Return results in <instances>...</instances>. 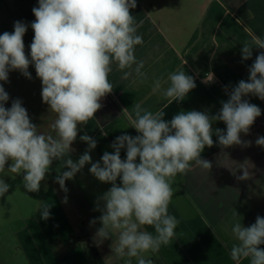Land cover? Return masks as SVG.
Listing matches in <instances>:
<instances>
[{
    "label": "clouds",
    "instance_id": "1",
    "mask_svg": "<svg viewBox=\"0 0 264 264\" xmlns=\"http://www.w3.org/2000/svg\"><path fill=\"white\" fill-rule=\"evenodd\" d=\"M136 6V0H38V7L32 9L35 21L31 23L34 37L30 59L25 54L23 37L28 26L24 22H14L12 33L0 35V81L7 82L13 70L31 79L28 69L34 65L42 83V101L56 114L50 125L52 132H39L20 99L5 107L9 94L0 84V173L6 171L7 164V172L22 175L24 189L34 193L40 191L53 162L60 161V169L67 170H57L55 182L67 192L65 181L90 165L92 176L111 184L95 204L94 211L101 213L90 221L92 226L101 225L95 238L103 242L115 236L112 251L127 257L124 264H133V258L136 264H152L144 254L168 245L180 223L168 211L174 178L190 171L192 162L211 169V162L201 158L205 147L245 143L241 133L248 134L261 115V109L244 97L251 94L264 100V51L249 67L248 80L239 81L227 92L229 98L221 101L215 115L182 110L165 120L163 111L154 114L136 104L132 127L138 135L117 136L110 145L114 152L105 151L99 161L93 162L90 153L97 141L85 133L79 138L88 148L74 161L70 153L78 126L86 125L102 107L101 99L113 91L108 79L111 65L129 69L124 72L125 79L133 72L137 77L144 75V62L135 56V46L143 43L130 11ZM254 48L264 50V38L252 35L251 42L242 46V60L251 59ZM206 79L211 81L213 77ZM168 81L162 95L170 103L183 101L196 87L194 78L183 70L171 73ZM152 91H161L160 79ZM218 121L226 125V130L213 129ZM213 135L217 137L215 142ZM255 143L264 147V137H258ZM122 149H126V159H121ZM247 176L245 170L238 179ZM9 189L10 185L0 178V197ZM51 207L43 204L39 209L42 220L50 218ZM234 215L239 216L237 212ZM146 226L154 228V233ZM231 231L238 241L231 247V259L236 264L245 259L249 264H264V249L259 247L264 245V217L257 216L248 227L234 220Z\"/></svg>",
    "mask_w": 264,
    "mask_h": 264
},
{
    "label": "crops",
    "instance_id": "2",
    "mask_svg": "<svg viewBox=\"0 0 264 264\" xmlns=\"http://www.w3.org/2000/svg\"><path fill=\"white\" fill-rule=\"evenodd\" d=\"M141 1L136 0V8L130 11L138 26L137 34L143 38V43L135 46V56L137 61L144 62L141 70L144 75L137 77L133 72L125 79L124 72L130 70H120L115 63L108 74L113 91L107 96L114 102L117 120L124 123L129 135L136 136L138 133L132 127L136 104L154 114L163 111L165 120L182 110L208 111L215 115L222 106L221 101L229 98L227 92L239 81L248 80L249 67L259 52L264 51L254 48L252 58L242 60L243 44L250 43L252 35L264 38V0H211V6L199 23V33L189 32L184 44H180L178 29H174L173 40L164 35L159 25L150 20V16L159 11L158 7L149 4L145 8ZM180 70L194 78L196 87L183 101L170 103L162 91L169 86V75ZM210 77L213 79L208 81L206 78ZM157 79L161 80V91L154 93L152 89ZM244 99L261 109L249 133H241L245 143L227 148L218 143L205 147L201 158L211 162V169L192 162L190 171L174 178V195L168 211L180 223L168 245L161 246L155 253L144 254L152 264H236L230 257L231 247L238 243L231 231L232 222L240 220L248 227L255 223L257 216L264 217V147L255 143L258 137H264V100L251 94ZM91 126L90 131H94L95 126L92 123ZM82 127L87 135L92 134ZM215 128L226 130V125L214 122ZM114 134L109 141L100 138L103 150L114 152L110 145L119 132ZM92 136L95 138L94 134ZM213 140L217 141L215 135ZM121 159H126V149L121 150ZM245 170L247 178L238 179ZM51 205L53 211L50 212L57 214L53 215L56 224H52L51 214L50 224L46 223L43 228L37 226L35 232L37 238L38 235L43 238L45 251L28 243L30 251L36 254L38 264H49L48 253L54 259L53 264H87L80 249L70 254L64 252L61 259L52 255L51 245L59 239L65 241L72 230L63 212L59 209L54 212L59 201L54 198ZM236 212L239 216L234 215ZM56 226L60 227L59 231ZM146 230L154 233L151 226H146ZM259 247L264 249V245ZM241 264H249V261L245 259Z\"/></svg>",
    "mask_w": 264,
    "mask_h": 264
},
{
    "label": "rangeland",
    "instance_id": "3",
    "mask_svg": "<svg viewBox=\"0 0 264 264\" xmlns=\"http://www.w3.org/2000/svg\"><path fill=\"white\" fill-rule=\"evenodd\" d=\"M141 3L145 8L149 4L158 7L159 11L156 14H151L150 20L159 25L160 30L169 39L174 37V29H178L180 44L185 43L189 32L199 33V23L202 17H205L206 10L211 6V0H142ZM34 7H38V0H0V35L4 32L12 33L14 22H24L28 28L23 41L25 54L29 59L31 58L30 45L34 37L31 28V23L35 21L32 12ZM176 45L177 43L175 47ZM28 71L31 74V79L23 76L18 70H13L9 72L7 82L0 81L9 94V100L5 103V107L10 108L13 100L20 99L31 122L38 127L39 132L47 134L52 132L50 125L56 119V114L51 112L49 106L42 101V83L36 75L34 65L30 64ZM104 100L112 112L95 113L88 123L95 126V130L90 131L92 132L90 136L94 134L95 138L99 137L109 141L114 137V133L118 134L119 132L121 135L127 132L124 123L117 120L114 102L110 101L107 95L103 98ZM83 126L86 127L87 124ZM126 126L128 127L127 124ZM78 128V136L71 146L73 151L70 153V158L74 161H77L88 148V145L79 138L85 134L82 131L83 127L78 126ZM104 150L102 145L97 142L96 148L90 153L93 162L100 160L106 151ZM10 163L11 161H9ZM60 164V161L53 162L50 173L41 182L40 191L34 193H29L24 189L22 175L7 172V164L6 171L0 173V178L5 179L10 185L9 191L0 197V264H38L36 254L29 249L28 237H32L35 248L38 246V250L41 251L42 248L45 251L43 238L40 235L37 238L35 232L37 226L43 228L46 223L50 224L48 222L50 218L47 220L40 218L39 209L43 204H52L54 198L59 201L54 212L58 209L63 212L64 218L72 230L67 234L65 241L59 239L51 245L50 250L54 257L61 259L65 254L80 249L87 264H124L127 257L121 258L112 251V248L115 247V236L113 239L100 242L95 238V233L101 225L99 223L94 226L90 225L92 219L101 215L99 211H94L97 198L106 192L111 184L98 181L90 174V165H85L73 179L65 181L67 189L65 192L55 182L57 170H67L60 169ZM118 182L120 183L119 179ZM50 211H53V207ZM50 213L52 217L57 215L53 212ZM55 217H53L52 224H56ZM56 229L59 231L60 227L56 226ZM46 256L49 264H53L54 259L50 258V254L48 253Z\"/></svg>",
    "mask_w": 264,
    "mask_h": 264
},
{
    "label": "flooded vegetation",
    "instance_id": "4",
    "mask_svg": "<svg viewBox=\"0 0 264 264\" xmlns=\"http://www.w3.org/2000/svg\"><path fill=\"white\" fill-rule=\"evenodd\" d=\"M104 98V97H103ZM103 98L101 99V101H100V103L102 104V107L96 112V113H104V112H107V113H109V112H112L111 111V109L110 108H108L107 107V104H106V101L104 100L103 101ZM88 124V123H87ZM82 127V126H81ZM84 129H87V130H92V126H91V124L89 123L86 127H84ZM98 143H100V145L101 144H103V143H101V139L98 137V139L96 140ZM29 238V243L31 244V245H34L35 246V242H33V240H32V237H28ZM39 256H40V254H39Z\"/></svg>",
    "mask_w": 264,
    "mask_h": 264
}]
</instances>
